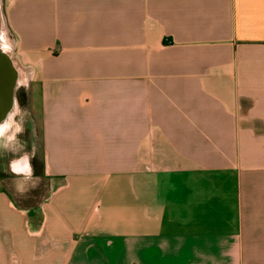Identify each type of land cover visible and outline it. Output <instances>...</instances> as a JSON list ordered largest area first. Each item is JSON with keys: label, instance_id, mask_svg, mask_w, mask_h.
I'll return each instance as SVG.
<instances>
[{"label": "crops", "instance_id": "crops-1", "mask_svg": "<svg viewBox=\"0 0 264 264\" xmlns=\"http://www.w3.org/2000/svg\"><path fill=\"white\" fill-rule=\"evenodd\" d=\"M1 4L51 188L0 264H264V0Z\"/></svg>", "mask_w": 264, "mask_h": 264}, {"label": "rangeland", "instance_id": "rangeland-1", "mask_svg": "<svg viewBox=\"0 0 264 264\" xmlns=\"http://www.w3.org/2000/svg\"><path fill=\"white\" fill-rule=\"evenodd\" d=\"M12 54L17 58L16 53ZM35 91V85L27 84L17 89L16 116L0 134V182L6 184L23 207L42 202L51 188L42 169L41 121ZM18 156L26 157L27 164L31 162L30 174L14 171L13 159Z\"/></svg>", "mask_w": 264, "mask_h": 264}, {"label": "water", "instance_id": "water-1", "mask_svg": "<svg viewBox=\"0 0 264 264\" xmlns=\"http://www.w3.org/2000/svg\"><path fill=\"white\" fill-rule=\"evenodd\" d=\"M27 79L28 72L18 64L12 54V41L0 0V134L16 116V92Z\"/></svg>", "mask_w": 264, "mask_h": 264}, {"label": "bare ground", "instance_id": "bare-ground-1", "mask_svg": "<svg viewBox=\"0 0 264 264\" xmlns=\"http://www.w3.org/2000/svg\"><path fill=\"white\" fill-rule=\"evenodd\" d=\"M27 81L28 80H26V83H27ZM27 160L28 159L26 157L14 158L13 159V168H14V170H16V171L24 170V164H26Z\"/></svg>", "mask_w": 264, "mask_h": 264}]
</instances>
